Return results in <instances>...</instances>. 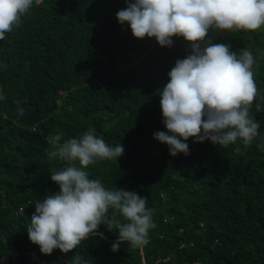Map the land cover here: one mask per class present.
Returning <instances> with one entry per match:
<instances>
[{"label": "trees", "instance_id": "16d2710c", "mask_svg": "<svg viewBox=\"0 0 264 264\" xmlns=\"http://www.w3.org/2000/svg\"><path fill=\"white\" fill-rule=\"evenodd\" d=\"M127 6L126 0H34L0 40L6 96L0 100V264H74L77 255L91 264H264V104L259 112L253 105L260 135L246 150L239 140L225 148L189 137L180 138L189 153L172 156L154 138L168 131L160 90L177 59L191 54L190 43L173 36L169 47L134 37L116 17ZM207 40L238 53L250 49L264 95V27L210 31ZM89 128L124 149L117 160L89 165V178L146 197L156 226L138 248L125 241L112 251L118 229L102 224L103 237L43 254L27 226L35 202L59 192L50 171L65 162L49 156L50 140L80 138Z\"/></svg>", "mask_w": 264, "mask_h": 264}, {"label": "clouds", "instance_id": "9594fccd", "mask_svg": "<svg viewBox=\"0 0 264 264\" xmlns=\"http://www.w3.org/2000/svg\"><path fill=\"white\" fill-rule=\"evenodd\" d=\"M34 0H0V40L21 23ZM41 0H35L39 4ZM116 13L118 22H128L134 37H155L159 45L171 46L172 37L190 43L191 54L177 59L168 73L170 80L160 90V105L167 132L154 138L169 145L172 156L189 153L187 141L210 140L227 148L239 140L246 150L260 135V124L252 114L262 110L264 95L255 82L252 51L238 52L225 43L207 40L210 31L254 32L264 27V0H132ZM257 97L260 103H257ZM6 96L0 90V100ZM19 115L24 114L16 101ZM89 128L80 138L61 142L50 140L49 156L65 162L60 170L50 171L59 192L35 202V212L27 226L29 240L43 254L54 249L67 253L98 232L103 224L109 231L118 229L112 251L121 242L134 248L148 243L149 230L155 228L153 210L147 198L122 188L106 189L101 180L90 179L89 165L102 160H117L124 149L109 146ZM171 133V134H169ZM259 147L264 149V143ZM242 153V149H235ZM112 215L109 216V211ZM116 214L122 220L116 219ZM42 264H45L42 262ZM74 264H91L76 256ZM196 264V263H194Z\"/></svg>", "mask_w": 264, "mask_h": 264}]
</instances>
